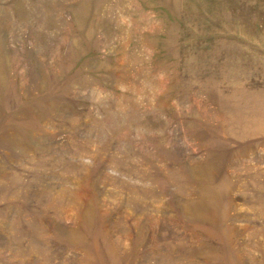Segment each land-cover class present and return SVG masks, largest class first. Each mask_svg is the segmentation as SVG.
I'll list each match as a JSON object with an SVG mask.
<instances>
[{
  "label": "rangeland",
  "instance_id": "1",
  "mask_svg": "<svg viewBox=\"0 0 264 264\" xmlns=\"http://www.w3.org/2000/svg\"><path fill=\"white\" fill-rule=\"evenodd\" d=\"M0 264H264V0H0Z\"/></svg>",
  "mask_w": 264,
  "mask_h": 264
}]
</instances>
